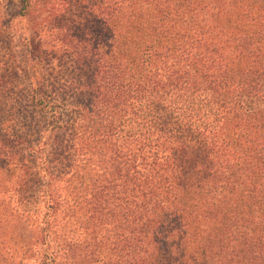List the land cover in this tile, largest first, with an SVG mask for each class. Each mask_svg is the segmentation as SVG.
Listing matches in <instances>:
<instances>
[{
    "label": "trees",
    "instance_id": "obj_1",
    "mask_svg": "<svg viewBox=\"0 0 264 264\" xmlns=\"http://www.w3.org/2000/svg\"><path fill=\"white\" fill-rule=\"evenodd\" d=\"M0 264H264V0H0Z\"/></svg>",
    "mask_w": 264,
    "mask_h": 264
}]
</instances>
